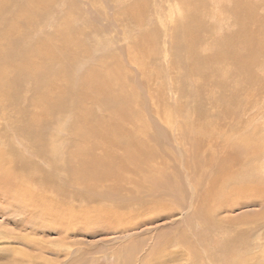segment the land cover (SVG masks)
Segmentation results:
<instances>
[{
  "label": "rangeland",
  "instance_id": "rangeland-1",
  "mask_svg": "<svg viewBox=\"0 0 264 264\" xmlns=\"http://www.w3.org/2000/svg\"><path fill=\"white\" fill-rule=\"evenodd\" d=\"M32 2L7 0L0 42L13 62L0 157L14 176L0 191V264H264V0H45L27 24L18 13ZM40 42L36 69L19 67ZM121 104L125 129L158 151L152 170L122 168L133 182L118 190L73 184L67 154ZM127 146L112 147L113 163ZM27 192L54 203L69 237L61 218L8 200ZM27 216L36 231L21 227Z\"/></svg>",
  "mask_w": 264,
  "mask_h": 264
},
{
  "label": "bare ground",
  "instance_id": "bare-ground-1",
  "mask_svg": "<svg viewBox=\"0 0 264 264\" xmlns=\"http://www.w3.org/2000/svg\"><path fill=\"white\" fill-rule=\"evenodd\" d=\"M43 2H45V0H33L32 3L24 5V8H23L24 12H21L22 10H20L21 13H18V14H20V17L24 18L27 21V24H31L32 21H34V19H36L35 13L33 11L34 7L40 6ZM48 4L51 6L50 3H48ZM35 23L37 24V20H35ZM0 24H2L4 27L3 30H0V42H1V41L7 40V0H0ZM10 25H12V24H10ZM10 27H14V26H10ZM10 27H9V29H10ZM15 27H17V25ZM185 28L187 31V36L189 37L191 33L189 34L188 28L187 27H185ZM15 30L18 32L19 31L22 32V27L18 25V27ZM15 30H13V31H15ZM13 31H12V29H10V32H13ZM184 41H185V38H184ZM6 45H7V43H6ZM5 46H3V48H2V45L0 43V58H1V56H3V60L0 59V84L1 85L7 84V81L5 78L7 75V63L8 62L13 63L12 61L7 59L8 55L5 53L6 52L5 49L7 50V48ZM29 47L27 48L28 50L23 53V56L20 59L21 60L20 64H18V65H19V67H24V68H28V69L32 68L33 70H35L37 67V65H36L37 55L40 52L46 53L47 50L44 51L46 49V46H44L40 42L39 44L35 43V45L31 48H29ZM228 48L230 49V47H228ZM7 53H8V51H7ZM230 59H231V57H230ZM96 77L100 80L102 88H104V86L106 87L109 83V80H111L105 75H96ZM94 78H95V76H93V79ZM120 88L122 89V87H120ZM123 98H124V96H123ZM127 100H123L124 104H126ZM125 108H126V106L121 104L119 107L116 108L115 114L110 117L109 121L107 120L108 122H103V120H102V122L97 121L95 123V126H97L96 128L94 126H93V129L91 127H89L90 131H89V133H87V144H86V146H82L79 149H77L75 152H73L71 154H69V153L67 154L68 158H67L66 162H68L67 164H69V175H70L69 179L73 184L75 183L77 185H82V186L86 187L88 190H90V189L97 190V188H102V187L106 186L107 183H110L109 186L112 187L113 190L114 189L118 190V189H120L122 182L125 183V182H127V180L128 181L130 180L133 182V179H131V177L129 175L124 176L121 174L120 170H122V168L128 167L129 172H130V169H132L131 172H133L134 174H137V176L138 175L140 176L141 174H143L144 172H146L150 169L152 170V162H154V160L159 157L158 151L154 147L150 148L148 146V148H149L148 149L147 145H146L148 143L139 142L135 138V136L131 134V132H128L125 129V126H124L125 124L130 123L131 125H133L132 117L124 114ZM32 125H35L36 127H38V114L37 113L32 115V118L30 119V126L26 128L27 129L26 132H32V134H33V131L37 132L33 128L34 126L32 127ZM24 130H25V128H24ZM115 130L117 132L116 133L117 137L115 135V138H113V134H114ZM22 132L19 131L20 134H22ZM34 135H35V133H34ZM121 141H127L128 146L127 147H120L122 149V155H120V156H122V157H120L118 159L119 164L117 162L115 164L112 161L113 160L112 159L113 154L111 153V149H112V147H119ZM32 154L38 155V154H36L35 151ZM40 154L41 153L39 151V155ZM20 177H22V176H20ZM140 180H142V182L143 181L145 182L146 179H145V177H143V179H140ZM148 180L149 181L146 182L145 184H149V186H148L149 191H151L148 194L149 198H150L149 195L154 196V194H155V193L153 194V190L156 189V187H158V185H156L157 180H159V182L161 183V184L159 183V186H161L163 184L165 187H168L170 184L169 182L165 181V179L163 178L162 175L157 180L154 178H151ZM166 180H168V179H166ZM13 182H14V176H13L12 171H10V169H8L7 166L3 165L1 157H0V191L4 193L3 194L0 192V196L2 198H4L3 196L5 195V192H7L8 188L10 186H14ZM257 182H260V181H257ZM111 183H113V185ZM136 183H139V182L136 181ZM246 184H245V187H247V190H249V187L246 186ZM260 185H262V184H260ZM252 186H253V184H252ZM263 186H264V183H263ZM259 189H261V188H259ZM261 191H262V189H261ZM263 193H264V191H263ZM2 194H3V196H2ZM23 197H25V198L16 197V195H15L14 197H9L8 200L15 201V203L17 202V204H20V206L22 208V213L24 212V214L25 213L26 214L34 213V217H36L37 219L48 217V218H52V220L57 222V220H60V218H61L62 222L60 220V222H61L60 229L58 228L57 234H59V235L65 234L66 237H69V235H71L70 229L68 230L65 226V224L67 223L66 219L62 215H59L60 213L55 212V210H52V207H54L55 205H54V203L52 204L51 200H48L47 198H45V196L43 198L33 197L30 199H27V198L31 197L28 194V192H27V195L23 196ZM258 197L261 198V200L263 198L262 195L260 197V195L258 196V194H257V198ZM252 198H254V197L252 196ZM258 201H260V200H258ZM244 202H246V201H244ZM240 203H243V202H240ZM64 213H66V212H64ZM72 213H74V212H72ZM68 214H69V212H68ZM70 215L72 216V214H70ZM33 222H34V220H31L30 218H28V216L25 219H20V225H22L21 226L22 228L32 227L33 229H31V230L36 231V228L33 226ZM41 232L47 233V231H45V230H42ZM124 252H126V250H124ZM116 259H117V257H116Z\"/></svg>",
  "mask_w": 264,
  "mask_h": 264
}]
</instances>
